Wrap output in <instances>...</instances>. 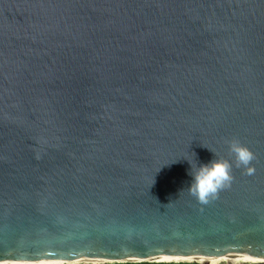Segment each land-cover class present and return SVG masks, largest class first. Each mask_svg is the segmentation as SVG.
Returning a JSON list of instances; mask_svg holds the SVG:
<instances>
[{"label":"water","instance_id":"water-1","mask_svg":"<svg viewBox=\"0 0 264 264\" xmlns=\"http://www.w3.org/2000/svg\"><path fill=\"white\" fill-rule=\"evenodd\" d=\"M236 254L264 264V0H0V264Z\"/></svg>","mask_w":264,"mask_h":264},{"label":"clouds","instance_id":"clouds-1","mask_svg":"<svg viewBox=\"0 0 264 264\" xmlns=\"http://www.w3.org/2000/svg\"><path fill=\"white\" fill-rule=\"evenodd\" d=\"M228 150L233 155L237 166H247L253 159L251 151L242 146L238 141L228 142ZM187 161V160H186ZM188 162V161H187ZM197 162V161H196ZM189 164V162H188ZM189 175L191 180L187 185L188 193L200 203H207L209 199H214L218 190L227 187L232 177L231 164L223 158L210 159L206 163L197 164L193 169L190 165ZM246 171L251 174L252 168L247 167ZM209 264H224L227 257H209ZM191 258H181L169 255H159L151 258V264H179L180 261H190ZM246 257L236 254L231 258V264H243ZM24 264V262H19ZM40 264H97L96 261L87 257H80L69 262H46L41 261Z\"/></svg>","mask_w":264,"mask_h":264},{"label":"bare ground","instance_id":"bare-ground-1","mask_svg":"<svg viewBox=\"0 0 264 264\" xmlns=\"http://www.w3.org/2000/svg\"><path fill=\"white\" fill-rule=\"evenodd\" d=\"M197 261L200 263H203V264H209V260H206V259H197ZM46 262H48V261H46ZM97 263H99V261ZM5 264H19V263H5ZM24 264H26V263H24ZM32 264H40V263H32ZM224 264H227V263L224 262Z\"/></svg>","mask_w":264,"mask_h":264},{"label":"trees","instance_id":"trees-1","mask_svg":"<svg viewBox=\"0 0 264 264\" xmlns=\"http://www.w3.org/2000/svg\"><path fill=\"white\" fill-rule=\"evenodd\" d=\"M115 264V263H114ZM123 264H151V263H123ZM179 264H198V263H188V262H183Z\"/></svg>","mask_w":264,"mask_h":264},{"label":"snow or ice","instance_id":"snow-or-ice-1","mask_svg":"<svg viewBox=\"0 0 264 264\" xmlns=\"http://www.w3.org/2000/svg\"><path fill=\"white\" fill-rule=\"evenodd\" d=\"M176 257L186 258V257H184V256H176Z\"/></svg>","mask_w":264,"mask_h":264},{"label":"rangeland","instance_id":"rangeland-1","mask_svg":"<svg viewBox=\"0 0 264 264\" xmlns=\"http://www.w3.org/2000/svg\"><path fill=\"white\" fill-rule=\"evenodd\" d=\"M107 264H113V263H107Z\"/></svg>","mask_w":264,"mask_h":264}]
</instances>
